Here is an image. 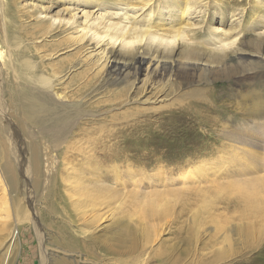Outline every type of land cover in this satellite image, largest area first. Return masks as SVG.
I'll list each match as a JSON object with an SVG mask.
<instances>
[{
	"label": "rangeland",
	"instance_id": "rangeland-1",
	"mask_svg": "<svg viewBox=\"0 0 264 264\" xmlns=\"http://www.w3.org/2000/svg\"><path fill=\"white\" fill-rule=\"evenodd\" d=\"M80 1L0 0V264H264V0Z\"/></svg>",
	"mask_w": 264,
	"mask_h": 264
},
{
	"label": "bare ground",
	"instance_id": "bare-ground-1",
	"mask_svg": "<svg viewBox=\"0 0 264 264\" xmlns=\"http://www.w3.org/2000/svg\"><path fill=\"white\" fill-rule=\"evenodd\" d=\"M82 2H88V1H91V0H81ZM80 1V2H81ZM112 1H116V0H112ZM121 1H124V4L126 5H129V6H132V1L133 0H120ZM148 4L147 1L143 0V3H142V7L146 6ZM130 8V7H129ZM132 8V7H131ZM189 9L191 8V6L188 7ZM185 9V8H184ZM135 21H132V23H134ZM137 22V21H136ZM111 25V24H110ZM134 25V24H133ZM156 24H149L148 25V28L146 27L145 29L143 30H137L135 31V33L137 34L135 37L139 40H142V38L145 36V37H150L153 33H154V29L152 31L151 28H154ZM135 27V26H134ZM133 28V26H131V28L128 30V32H126L128 35L131 34V29ZM221 31V30H220ZM138 32H140V34H138ZM169 32V36H171V38L168 40V35L166 36H163L164 34H160L161 35V38L158 39L160 41L161 44H169L171 43L172 40H175L177 39L178 43H180V40H181V37L184 36L183 34V31L180 29V28H175L173 31H168ZM134 33V32H133ZM132 33V34H133ZM173 34V35H171ZM130 36V35H129ZM105 37V36H104ZM104 37H100L98 36V38L96 39V45L100 43V45L102 46H105L107 44H114L115 41L112 39L114 38L113 36H110L109 38H107L106 40L104 39ZM134 37V39H135ZM152 38L153 37H156L155 36H151ZM164 37V38H163ZM133 38V37H132ZM115 40L117 39V37L114 38ZM136 39V40H137ZM150 39V38H149ZM171 40V41H170ZM183 40V39H182ZM151 41V40H150ZM126 43V42H125ZM127 43H130V41ZM157 48V47H156ZM151 49V48H150ZM135 50V48H134ZM99 51V50H98ZM126 51V54H124V56L127 57V59L125 60H122V61H114L113 63H111L109 66H108V69H107V73L108 75L113 78L114 80H122L124 77H126L128 74H130L131 72H135V73H139L140 71H142L144 68L143 66L145 65V71H147V73H153V74H158V75H161L167 71L169 72L171 69H170V66L168 65L169 62H167V60L165 58H157L155 59V56L153 55L154 52L157 51V49H155L154 47L152 48V53H144V54H140V52H137L139 51L136 50V53H134L132 56L130 55V53L128 51L130 50H125ZM131 52V51H130ZM160 52V50H159ZM97 53V52H96ZM101 53V52H100ZM158 53V52H157ZM147 54V55H146ZM103 55V54H102ZM113 61V60H112ZM147 64V65H146ZM189 67V66H188ZM194 67L195 66H190V70H194ZM133 70V71H132ZM264 182V181H263ZM256 189V188H255ZM255 193V192H253ZM182 200V199H181ZM262 202L264 201H257L255 203V205H252L250 208V213L251 215L254 217V218H257L260 222L263 221V218H261L260 214L262 212H264V204H262ZM252 207H254V210H252ZM142 217L143 218H146L149 216L148 213L146 212H142L141 213ZM140 218V217H139ZM140 220V219H139ZM142 220V219H141ZM141 222V221H140ZM145 222L143 221V224ZM139 224V223H138ZM142 224V223H140ZM144 226V225H142ZM145 227V226H144ZM141 230V229H140ZM137 234V235H136ZM139 235L138 232H135L133 233V237H137ZM120 236V235H119ZM122 238V237H121ZM90 239V238H89ZM118 239L120 241H122L120 239V237H118ZM123 239V238H122ZM124 240V239H123ZM125 241V240H124ZM135 243V242H134ZM70 245V243H68ZM127 244V242H126ZM126 244L124 245L123 243H121V246H126ZM119 244L116 245V249H114L115 251H117L118 253L121 252H124V250H121L120 247H118ZM63 262V261H62ZM61 262V263H62ZM63 264H68L66 261L63 263ZM71 264V263H69ZM73 264V263H72Z\"/></svg>",
	"mask_w": 264,
	"mask_h": 264
}]
</instances>
